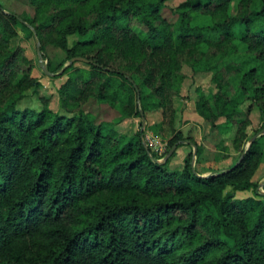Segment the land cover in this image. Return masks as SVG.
Masks as SVG:
<instances>
[{"label": "trees", "instance_id": "obj_1", "mask_svg": "<svg viewBox=\"0 0 264 264\" xmlns=\"http://www.w3.org/2000/svg\"><path fill=\"white\" fill-rule=\"evenodd\" d=\"M168 1L30 0L33 15L0 1V264H264V182L254 180L264 133L244 147L237 118L256 106L264 128V0H184L172 16ZM20 30L44 57L52 35L68 59L90 60L48 65L67 76L60 111L11 45ZM184 65L212 73L198 114L214 129L237 125L243 157L228 171L204 175L203 145L180 129L165 154L189 140L195 165L194 149L180 167L160 163L144 140L162 121L125 136L85 108L94 99L124 116H173ZM31 95L39 104L22 107Z\"/></svg>", "mask_w": 264, "mask_h": 264}, {"label": "rangeland", "instance_id": "obj_2", "mask_svg": "<svg viewBox=\"0 0 264 264\" xmlns=\"http://www.w3.org/2000/svg\"><path fill=\"white\" fill-rule=\"evenodd\" d=\"M4 8L6 10L14 11L17 13L22 14H34V8L32 7L30 0H0ZM184 0H169L168 6L166 8V14L168 16H172L171 9L176 7L179 3ZM74 39L73 36L70 37V42ZM54 38L52 35L49 36V41L45 47V54L46 57L43 56L44 51L40 46V53L38 52L37 42L36 39H29L26 37L25 32L22 30L19 31V34L12 39L11 45L23 46L25 53L31 57L34 61V68H33V75L38 76L41 81L43 82V86L40 88V94L51 96V106L54 110H61L59 106V94L58 88L59 86L66 80L67 76H54V72L52 74H48L44 70V66L48 67L49 64L52 66H59L63 64V67L69 62V59L66 56L64 49L55 44L53 42ZM49 69V68H48ZM184 72L187 74L183 89L179 96L175 98V114L172 115H163L161 111H153L147 113L146 117V125L154 124L162 121V128L163 130L158 133L154 134L151 129H146L145 141L148 142L154 150L156 148L164 149V155L159 159H162L166 154V150L169 147V140L175 134L177 128L183 126L185 123L191 121L192 127L194 126V121L187 119L184 116V113L189 108L190 101L194 100L196 95L198 94L197 88H201L207 94H211L215 91V85L211 79V73L205 72L202 73L201 76L196 77L193 74V71L188 65H184L183 67ZM39 104L38 100L36 99L35 95H31L26 100L22 102V107L25 106H35ZM85 108L87 110H91L98 116L99 121H105L110 124H113L115 128L125 136H130L137 130L140 121L142 120L139 116H124L119 110L116 108L108 105L107 103H100L94 99L89 100L85 104ZM64 112V111H63ZM237 118L244 119L246 122V132L247 136H252L263 129L262 121L260 119L259 110L256 106L249 112L247 110V105L245 104L242 107V111ZM220 122L221 119H220ZM144 127V128H145ZM228 126L221 125L220 130L222 133L221 145L217 144L219 138L214 139L209 142L208 146L210 147L207 149L208 152H204L199 157V168L203 170L206 174L213 173L215 170L225 169L232 163H234L238 157L240 156L241 152L240 149L235 147V144L232 142L235 136V128L237 125L234 126L232 130H227ZM204 127H202V138H199L198 141L200 144H203V139L205 136L204 134ZM212 130V129H211ZM213 131V130H212ZM215 134V131L213 132ZM237 136V134H236ZM250 139L247 140L244 147H247ZM203 141V142H202ZM194 149V147L190 144L183 143L179 145L173 154L170 156V167L177 168L180 167L184 159L186 158L187 154ZM197 155H194L193 152V163L195 165L197 160ZM208 175V174H207ZM254 180L258 181L260 184L264 182V162L260 165L257 172L254 175ZM264 191V188H263ZM252 194L251 191H238V196H246Z\"/></svg>", "mask_w": 264, "mask_h": 264}, {"label": "crops", "instance_id": "obj_3", "mask_svg": "<svg viewBox=\"0 0 264 264\" xmlns=\"http://www.w3.org/2000/svg\"><path fill=\"white\" fill-rule=\"evenodd\" d=\"M205 72L211 73L210 71H198V72H193V74H194V76L199 77L202 75V73H205ZM211 79H212V73H211ZM183 85H184V82H183ZM182 89H183V87H182ZM197 97H198V94L196 95L194 100L190 101L189 108L184 113V116L187 119L195 122L194 126L192 127L191 121H189L177 129H180L184 133L185 136H190L193 140H195L196 142L199 143L198 139L203 137L201 134V131H202V127H204V129H205L204 134L206 137H204V139H203L204 142L202 141L203 142L202 145L204 147V152L206 153V152H208L207 149L210 147V145L208 146L209 142L212 140L213 136H214V139L216 138V134H217V138H219V141L217 144L221 145L222 134L219 132V130L212 128L210 122L198 114V112L196 110ZM175 107L177 108V106H175ZM221 121H223V118L221 119ZM214 131H215V134L213 133ZM212 142H213V140H212ZM183 143L192 145V143H188L186 141H183ZM213 144H214V142H213ZM207 174H209V173H207ZM207 174L204 173V175H207Z\"/></svg>", "mask_w": 264, "mask_h": 264}, {"label": "water", "instance_id": "obj_4", "mask_svg": "<svg viewBox=\"0 0 264 264\" xmlns=\"http://www.w3.org/2000/svg\"><path fill=\"white\" fill-rule=\"evenodd\" d=\"M40 46H41V43H40V41H38L37 42V47H38V52L40 53ZM77 60H81V61H84V62H89L90 60L87 58V57H85V56H81V55H77V56H74V57H71L70 59H69V62L66 64V66H68V65H70V64H72L73 62H75V61H77ZM44 67V70H45V72L46 73H48V74H52V72L48 69V67L46 66V65H43ZM66 66H64V67H66ZM143 112V111H142ZM145 125H146V117H142V130L144 129V127H145ZM262 133H264V128L262 129V130H260V131H258V132H256L253 136H252V138L250 139V142H249V144H248V146L247 147H250V145H251V143L258 137V136H260ZM184 141H186V142H189V143H191L190 141H188V140H184ZM144 143H145V145H147V143H146V141L144 140ZM192 145L194 146V155H196V152H197V147H196V145L194 144V143H192ZM176 148H177V144H175V145H173L172 147H171V149L169 150V152L162 158V159H156L158 162H160V163H164V162H166L167 161V159L173 154V152L176 150ZM242 157H243V155L239 158V160L237 161V162H235V164H234V166L233 167H235L238 163H239V161L242 159ZM194 164V163H193ZM231 169V167H229V168H226L224 171H228V170H230ZM195 172H197L196 170H194ZM209 175V174H208Z\"/></svg>", "mask_w": 264, "mask_h": 264}, {"label": "built area", "instance_id": "obj_5", "mask_svg": "<svg viewBox=\"0 0 264 264\" xmlns=\"http://www.w3.org/2000/svg\"><path fill=\"white\" fill-rule=\"evenodd\" d=\"M156 150H157V151H158L160 154H163V153H164V151H165V150H164V149H162V148H161V149H160V148H156Z\"/></svg>", "mask_w": 264, "mask_h": 264}]
</instances>
